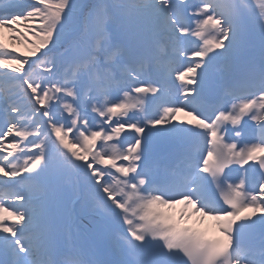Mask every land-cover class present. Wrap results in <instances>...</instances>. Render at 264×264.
<instances>
[{"label": "snow or ice", "instance_id": "snow-or-ice-1", "mask_svg": "<svg viewBox=\"0 0 264 264\" xmlns=\"http://www.w3.org/2000/svg\"><path fill=\"white\" fill-rule=\"evenodd\" d=\"M0 264H264V0H0Z\"/></svg>", "mask_w": 264, "mask_h": 264}, {"label": "rangeland", "instance_id": "rangeland-1", "mask_svg": "<svg viewBox=\"0 0 264 264\" xmlns=\"http://www.w3.org/2000/svg\"><path fill=\"white\" fill-rule=\"evenodd\" d=\"M195 219V218H194ZM205 221H208V222H210V228H212V226H213V221H211L210 219H208V218H205L204 220H203V222H199L200 224H202V223H204L205 224ZM208 224V223H207ZM209 225V224H208Z\"/></svg>", "mask_w": 264, "mask_h": 264}, {"label": "bare ground", "instance_id": "bare-ground-1", "mask_svg": "<svg viewBox=\"0 0 264 264\" xmlns=\"http://www.w3.org/2000/svg\"><path fill=\"white\" fill-rule=\"evenodd\" d=\"M207 230H210V228H208Z\"/></svg>", "mask_w": 264, "mask_h": 264}]
</instances>
